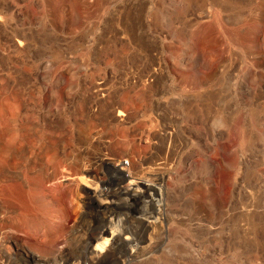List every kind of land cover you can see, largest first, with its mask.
Returning <instances> with one entry per match:
<instances>
[{
    "label": "rangeland",
    "instance_id": "1",
    "mask_svg": "<svg viewBox=\"0 0 264 264\" xmlns=\"http://www.w3.org/2000/svg\"><path fill=\"white\" fill-rule=\"evenodd\" d=\"M0 167L28 264H264V0H0Z\"/></svg>",
    "mask_w": 264,
    "mask_h": 264
},
{
    "label": "built area",
    "instance_id": "2",
    "mask_svg": "<svg viewBox=\"0 0 264 264\" xmlns=\"http://www.w3.org/2000/svg\"><path fill=\"white\" fill-rule=\"evenodd\" d=\"M123 163L129 165L128 160H123ZM5 216L4 212H0V264L34 263L37 256H32L31 253L25 251V248H29L20 242L19 233Z\"/></svg>",
    "mask_w": 264,
    "mask_h": 264
},
{
    "label": "bare ground",
    "instance_id": "3",
    "mask_svg": "<svg viewBox=\"0 0 264 264\" xmlns=\"http://www.w3.org/2000/svg\"><path fill=\"white\" fill-rule=\"evenodd\" d=\"M2 164H3V163H2ZM3 167H5V166H3ZM0 168H1V167H0ZM1 174H4V175H5V174H8V173H7V170H4V168H1V170H0V183H2V182H6V181L8 180L7 178H9L11 175L13 176V175L15 174L16 176H18V175H17L18 173L13 172V171H10L8 176L5 175V176H7V177H5V178H1V176H4V175H1ZM15 175H14V176H15ZM14 176H13V177H14ZM90 177H91V173H90ZM83 178H85V177H83ZM92 179H94V177H92ZM127 180H128V179H127ZM130 182H131V180L129 179L128 183H130ZM81 183H82V184H81V185H82V186H81V187H82V191H83V190H85V192L90 191V194H91V191H92V190H91V187H89V189L87 188V187H88V184H86V181L83 180V182H81ZM89 186H90V185H89ZM93 186H94V185H93ZM2 188H3V187H2ZM2 188H1L0 190H3L2 192H4V189H2ZM133 188H134V187H133ZM13 189H16V188L13 187L12 185H10L9 192H11V195H12V190H13ZM17 189H18V188H17ZM93 189L97 192V190H98L99 188L96 190V186H95V188L93 187ZM86 190H87V191H86ZM13 191H14V190H13ZM95 191H93V194L96 193ZM21 192H22V191H21ZM100 193H101V191H100ZM13 194H14V193H13ZM90 194H89V195H90ZM24 195H25V193H24ZM91 195H92V194H91ZM95 197H97V196H95ZM98 197H100V196L98 195ZM12 198H13V197H12ZM97 200H99V199L97 198ZM103 200H104V199H103ZM111 200H112V199H111ZM109 202H110V201H109ZM107 204H108V203H107ZM113 206H114V205H113ZM100 207H101V204H100V201H99V203H98V205H97V209H99ZM110 207H111V206H110ZM110 207H109V208H110ZM116 207H117V206H116ZM106 208H108V206H106ZM112 208H114V207H112ZM108 210H109V209H108ZM97 211H98V210H97ZM107 239H108V236L105 237V241H106ZM17 242H19V240H17ZM95 242H96V241H95ZM100 242H101V241H100ZM94 246H95V245H94ZM96 246H97V249H98L99 252H100V251L102 250L101 247L99 246L98 243H97ZM98 246H99V247H98ZM97 249H95V250H97ZM25 251L28 252V253H31L32 256H33V255H34L35 257L37 256V259H38V255L35 254L34 252H33V253L30 252V250H29V249H26V248H25ZM57 252H59V251H57ZM101 252H102V251H101ZM96 253L98 254V252H96ZM55 258H56V255H55ZM39 259H41V258L39 257ZM52 260H53V259H52ZM58 260H59V259H58Z\"/></svg>",
    "mask_w": 264,
    "mask_h": 264
}]
</instances>
